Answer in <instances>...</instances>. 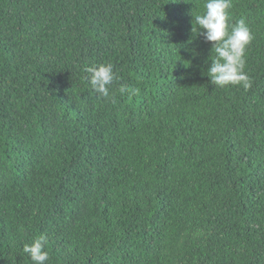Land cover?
I'll list each match as a JSON object with an SVG mask.
<instances>
[{
    "label": "trees",
    "instance_id": "1",
    "mask_svg": "<svg viewBox=\"0 0 264 264\" xmlns=\"http://www.w3.org/2000/svg\"><path fill=\"white\" fill-rule=\"evenodd\" d=\"M204 3L0 0V264H264V0L229 10L248 90L203 75Z\"/></svg>",
    "mask_w": 264,
    "mask_h": 264
},
{
    "label": "clouds",
    "instance_id": "2",
    "mask_svg": "<svg viewBox=\"0 0 264 264\" xmlns=\"http://www.w3.org/2000/svg\"><path fill=\"white\" fill-rule=\"evenodd\" d=\"M232 0H205L202 14L193 15V34H202L205 42L211 44L210 67L203 75L215 88L240 86L244 90L252 87L251 77L245 71L246 50L254 39L252 31L243 18L234 24L229 23ZM193 56L198 53L192 50ZM87 80L97 97L111 98L110 89L117 79L113 65L110 63L85 66ZM121 94L135 96L138 88L121 86ZM48 238L41 234L30 243L25 244L23 253L30 258L31 264H47L49 252L46 250Z\"/></svg>",
    "mask_w": 264,
    "mask_h": 264
}]
</instances>
